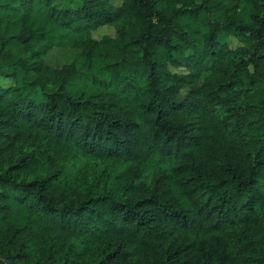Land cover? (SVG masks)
<instances>
[{
	"label": "trees",
	"instance_id": "16d2710c",
	"mask_svg": "<svg viewBox=\"0 0 264 264\" xmlns=\"http://www.w3.org/2000/svg\"><path fill=\"white\" fill-rule=\"evenodd\" d=\"M0 264H264V0H0Z\"/></svg>",
	"mask_w": 264,
	"mask_h": 264
},
{
	"label": "rangeland",
	"instance_id": "374dc122",
	"mask_svg": "<svg viewBox=\"0 0 264 264\" xmlns=\"http://www.w3.org/2000/svg\"><path fill=\"white\" fill-rule=\"evenodd\" d=\"M120 2V0H115V3ZM93 37L99 39L103 35L115 36V30L112 26H103L93 31ZM232 45H236V41L231 39ZM73 48H57L54 47L44 56V60L47 64L52 67L59 68L64 64H67L73 59L74 51Z\"/></svg>",
	"mask_w": 264,
	"mask_h": 264
}]
</instances>
